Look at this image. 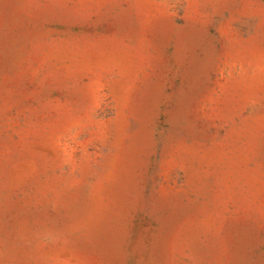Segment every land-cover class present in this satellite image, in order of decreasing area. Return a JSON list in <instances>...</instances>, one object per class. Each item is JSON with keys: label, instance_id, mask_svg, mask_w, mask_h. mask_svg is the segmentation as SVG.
<instances>
[{"label": "rangeland", "instance_id": "rangeland-1", "mask_svg": "<svg viewBox=\"0 0 264 264\" xmlns=\"http://www.w3.org/2000/svg\"><path fill=\"white\" fill-rule=\"evenodd\" d=\"M0 264H264V0H0Z\"/></svg>", "mask_w": 264, "mask_h": 264}]
</instances>
